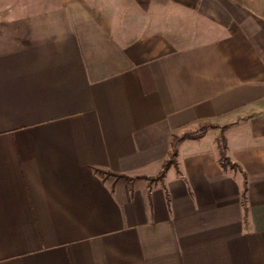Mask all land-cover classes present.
Wrapping results in <instances>:
<instances>
[{
    "label": "crops",
    "instance_id": "0c3cea01",
    "mask_svg": "<svg viewBox=\"0 0 264 264\" xmlns=\"http://www.w3.org/2000/svg\"><path fill=\"white\" fill-rule=\"evenodd\" d=\"M10 2L0 264H264V0Z\"/></svg>",
    "mask_w": 264,
    "mask_h": 264
},
{
    "label": "trees",
    "instance_id": "16d2710c",
    "mask_svg": "<svg viewBox=\"0 0 264 264\" xmlns=\"http://www.w3.org/2000/svg\"><path fill=\"white\" fill-rule=\"evenodd\" d=\"M208 127H211V128L216 127V124L215 123H209V122H202V123H199L198 129H196L194 131H182L181 133H178V134L172 133L171 137H170V141H169L170 147H169V151H168L167 157H165V159L163 160L159 172L155 176L148 177V178L151 179V180L161 179L163 174H164V172L167 170V168L170 165H173V164L175 165L176 164L177 142L179 140H181L182 138H186V137L198 138V137L202 136L205 133V131H206V129ZM216 143H217L218 161H219V163L222 166H225L226 164H234V163H231L229 157L225 153L226 143H225V137H224V135L222 133H219L216 136ZM96 170L100 174H105V175L110 174V175H113V176H116V177L123 176L125 178H131V177L127 176V175H122V174H118V173H112V172L101 170V169H96ZM245 188H246V180L244 178L243 188H242L243 199H244V195H245Z\"/></svg>",
    "mask_w": 264,
    "mask_h": 264
},
{
    "label": "rangeland",
    "instance_id": "374dc122",
    "mask_svg": "<svg viewBox=\"0 0 264 264\" xmlns=\"http://www.w3.org/2000/svg\"><path fill=\"white\" fill-rule=\"evenodd\" d=\"M21 1L22 0H12V2H10L12 5L13 13L16 14V13H19V12H22L23 10H25V8L20 5ZM19 5H20V7H19Z\"/></svg>",
    "mask_w": 264,
    "mask_h": 264
}]
</instances>
